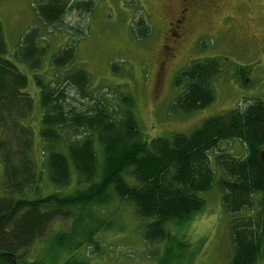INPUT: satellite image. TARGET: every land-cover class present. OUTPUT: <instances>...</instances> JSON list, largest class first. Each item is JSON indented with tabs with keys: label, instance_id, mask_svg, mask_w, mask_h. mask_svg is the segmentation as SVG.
<instances>
[{
	"label": "trees",
	"instance_id": "16d2710c",
	"mask_svg": "<svg viewBox=\"0 0 264 264\" xmlns=\"http://www.w3.org/2000/svg\"><path fill=\"white\" fill-rule=\"evenodd\" d=\"M41 3L36 24L12 57L0 23V264H50L58 258L65 260L57 264H91L75 252L84 244L99 248L94 234L108 227V216L90 231L80 232L84 240L74 243L76 223L96 216V209L115 198L134 207L142 222V239L152 248L149 256H161L157 264H190L196 256L193 242L169 225L188 224L205 206L201 195L216 184L232 218L229 264L264 261V101L253 98L245 106L209 117L189 134L148 138L139 128L130 93L117 86L113 97L96 95L100 89L91 90V74L76 65V46L57 49L46 39L49 32L41 24L62 31L68 11H91L93 1ZM143 22L132 25L139 38L151 33L141 28ZM223 69L220 58L196 59L181 68L174 84L183 91L173 109L190 115L209 106ZM27 70L41 92L35 122L36 103L26 91ZM247 70L238 73L246 86ZM69 87L79 98L70 96ZM37 139L43 152L40 164ZM234 140L245 147L241 156L221 147ZM45 178L53 185L47 195L42 190ZM74 211L70 230L53 234L56 241L48 260L23 258L22 252L26 254L53 223L69 220Z\"/></svg>",
	"mask_w": 264,
	"mask_h": 264
},
{
	"label": "rangeland",
	"instance_id": "374dc122",
	"mask_svg": "<svg viewBox=\"0 0 264 264\" xmlns=\"http://www.w3.org/2000/svg\"><path fill=\"white\" fill-rule=\"evenodd\" d=\"M43 1L0 0V23L10 57L36 24V12ZM91 1V11L77 7L66 13L61 29L66 32H55V27L41 24L45 32L52 34L48 33L46 39L54 42L57 49L71 44L76 46V65L91 74V90L100 89L96 95L104 92L113 97L116 92L112 88L117 86H121L118 87L120 91L130 93L136 101L139 128L146 137L189 134L209 117L245 106L253 98L264 101V0ZM71 3L72 0H68V4ZM185 8L186 18L178 31L180 37L174 40L171 38H175L173 33L176 31V28L172 29L173 22L183 16ZM142 20L141 28H148L151 33L139 38L132 25L136 28V23ZM204 58H220L223 63L224 72L214 83L215 100L190 115L177 113L172 106L183 87L174 84L175 77L191 61ZM241 69H248V86L238 78ZM27 73L29 86L26 91L36 103L32 117L35 122L40 117L41 92L33 73L28 70ZM69 90L72 98H79L74 89L69 87ZM221 147L227 151L234 150L238 156L245 152L244 145L237 140L224 142ZM35 153L40 164L43 152L39 139ZM2 175L0 163V197L3 195ZM42 190L43 195L53 190L48 178L44 179ZM201 196L205 200L203 209L188 224L169 225V229L193 242L196 256L190 264H229L232 218L222 204V191L216 184ZM96 210L99 211H96V216L90 215L76 223L71 239L74 243L83 241L85 235L80 232L90 231L107 215L108 227L94 234L99 248L84 244L76 250V256L91 264L158 263L161 256H149L152 248H146L142 239V222L132 205L115 198L111 204ZM76 215L77 211H74L69 220L53 223L47 234L37 240L26 254L22 252L23 258L48 260L56 241L53 234L59 229L70 230ZM160 249L162 253V247ZM64 260L58 258L48 263L57 264ZM261 261L258 264H264Z\"/></svg>",
	"mask_w": 264,
	"mask_h": 264
},
{
	"label": "flooded vegetation",
	"instance_id": "af4514ba",
	"mask_svg": "<svg viewBox=\"0 0 264 264\" xmlns=\"http://www.w3.org/2000/svg\"><path fill=\"white\" fill-rule=\"evenodd\" d=\"M187 8L183 9L182 10V14L183 16H181L180 18L178 17L174 22H173V27L172 29L174 30V28H176V31L173 33V35H175V38L174 37H171L173 38L174 40L179 38L180 37V34H179V29L182 25V23L184 22L186 16H184L185 12H186ZM172 54V53H171Z\"/></svg>",
	"mask_w": 264,
	"mask_h": 264
}]
</instances>
